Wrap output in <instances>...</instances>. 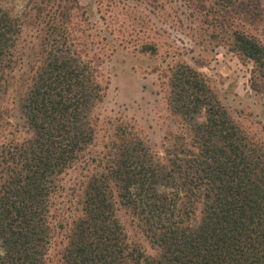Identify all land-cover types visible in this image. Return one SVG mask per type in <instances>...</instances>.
<instances>
[{
  "label": "trees",
  "instance_id": "1",
  "mask_svg": "<svg viewBox=\"0 0 264 264\" xmlns=\"http://www.w3.org/2000/svg\"><path fill=\"white\" fill-rule=\"evenodd\" d=\"M51 1L35 8L29 41L24 20L0 6V264H264L263 149L185 64L164 76L177 127L161 154L129 120L101 129L107 84L72 49L69 9L56 15ZM193 2L206 25L248 19L252 33L231 41L264 79V0ZM15 72L27 82L23 126L3 121Z\"/></svg>",
  "mask_w": 264,
  "mask_h": 264
},
{
  "label": "rangeland",
  "instance_id": "2",
  "mask_svg": "<svg viewBox=\"0 0 264 264\" xmlns=\"http://www.w3.org/2000/svg\"><path fill=\"white\" fill-rule=\"evenodd\" d=\"M52 1L53 7L57 2L61 6L56 12L50 5L44 6V14L66 15L69 9L65 29L72 49L95 66L107 84L103 102L95 109L101 129L107 130V122L118 117L129 120L149 147L161 154L164 137L177 127V119L167 107L164 76L185 64L206 82L247 140L264 151V79L231 41L233 31L252 33L248 19L232 18L233 25L228 22L226 27L206 20V25L205 18L192 10L194 0ZM0 6L24 20L26 41L36 34L32 22L41 0H0ZM256 28L258 34H264L261 27ZM144 45L156 50L142 51ZM17 74L11 75L3 95V121L23 126L17 104L27 82L17 79ZM74 175L72 172L70 178ZM118 218L136 235L124 210L118 212ZM141 244L147 253L152 252L143 238Z\"/></svg>",
  "mask_w": 264,
  "mask_h": 264
}]
</instances>
